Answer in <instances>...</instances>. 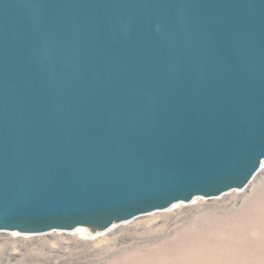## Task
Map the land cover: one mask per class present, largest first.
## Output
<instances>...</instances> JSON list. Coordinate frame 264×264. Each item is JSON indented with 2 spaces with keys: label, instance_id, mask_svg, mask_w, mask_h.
<instances>
[{
  "label": "water",
  "instance_id": "water-1",
  "mask_svg": "<svg viewBox=\"0 0 264 264\" xmlns=\"http://www.w3.org/2000/svg\"><path fill=\"white\" fill-rule=\"evenodd\" d=\"M264 166V0H0V232L109 231Z\"/></svg>",
  "mask_w": 264,
  "mask_h": 264
},
{
  "label": "rangeland",
  "instance_id": "rangeland-1",
  "mask_svg": "<svg viewBox=\"0 0 264 264\" xmlns=\"http://www.w3.org/2000/svg\"><path fill=\"white\" fill-rule=\"evenodd\" d=\"M0 264H264V166L243 190L109 231L0 232Z\"/></svg>",
  "mask_w": 264,
  "mask_h": 264
},
{
  "label": "bare ground",
  "instance_id": "bare-ground-1",
  "mask_svg": "<svg viewBox=\"0 0 264 264\" xmlns=\"http://www.w3.org/2000/svg\"><path fill=\"white\" fill-rule=\"evenodd\" d=\"M176 205H177V204H176ZM174 206H175V205H174ZM174 206H173V207H174ZM251 208H252V207H251ZM242 212H243V211H242ZM254 212H255V211H254ZM95 235H97V234H95ZM213 239H214V238H213Z\"/></svg>",
  "mask_w": 264,
  "mask_h": 264
}]
</instances>
